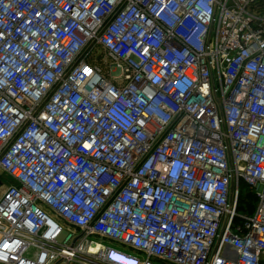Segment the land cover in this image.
<instances>
[{
    "label": "built area",
    "instance_id": "obj_1",
    "mask_svg": "<svg viewBox=\"0 0 264 264\" xmlns=\"http://www.w3.org/2000/svg\"><path fill=\"white\" fill-rule=\"evenodd\" d=\"M0 168V264H264V0H0Z\"/></svg>",
    "mask_w": 264,
    "mask_h": 264
},
{
    "label": "rangeland",
    "instance_id": "obj_2",
    "mask_svg": "<svg viewBox=\"0 0 264 264\" xmlns=\"http://www.w3.org/2000/svg\"><path fill=\"white\" fill-rule=\"evenodd\" d=\"M0 181L2 183V185L0 186V197L4 194V192L9 186L16 184L15 180L8 174L4 173L1 168H0ZM241 192H242V198H241V203H240L241 204L240 209L245 213H252L251 211L253 209L248 210V207L250 206V207L255 208V200H254L255 197L254 199L249 198V197L247 198V195L252 194L247 184H243L241 186ZM97 242L101 245L104 244V242L101 240ZM72 264H76V263H72Z\"/></svg>",
    "mask_w": 264,
    "mask_h": 264
},
{
    "label": "bare ground",
    "instance_id": "obj_3",
    "mask_svg": "<svg viewBox=\"0 0 264 264\" xmlns=\"http://www.w3.org/2000/svg\"><path fill=\"white\" fill-rule=\"evenodd\" d=\"M1 198V197H0ZM101 246H99L98 248L95 246H90V251L91 253H97L99 250H101Z\"/></svg>",
    "mask_w": 264,
    "mask_h": 264
},
{
    "label": "trees",
    "instance_id": "obj_4",
    "mask_svg": "<svg viewBox=\"0 0 264 264\" xmlns=\"http://www.w3.org/2000/svg\"><path fill=\"white\" fill-rule=\"evenodd\" d=\"M252 198V199H254V196H253V194H249V195H247V198ZM253 209V210H252ZM248 210H252L251 212H254V210H255V208L254 207H248Z\"/></svg>",
    "mask_w": 264,
    "mask_h": 264
},
{
    "label": "crops",
    "instance_id": "obj_5",
    "mask_svg": "<svg viewBox=\"0 0 264 264\" xmlns=\"http://www.w3.org/2000/svg\"><path fill=\"white\" fill-rule=\"evenodd\" d=\"M95 239H97V240H99L100 241V239H99V237H95ZM92 246H95V247H99V246H101V248H102V245L101 244H98V245H92ZM90 247V246H89Z\"/></svg>",
    "mask_w": 264,
    "mask_h": 264
},
{
    "label": "water",
    "instance_id": "obj_6",
    "mask_svg": "<svg viewBox=\"0 0 264 264\" xmlns=\"http://www.w3.org/2000/svg\"><path fill=\"white\" fill-rule=\"evenodd\" d=\"M2 185L1 181H0V186Z\"/></svg>",
    "mask_w": 264,
    "mask_h": 264
}]
</instances>
